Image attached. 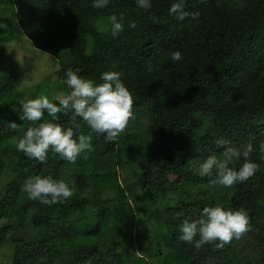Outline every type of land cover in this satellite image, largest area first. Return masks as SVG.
<instances>
[{
	"label": "trees",
	"instance_id": "obj_1",
	"mask_svg": "<svg viewBox=\"0 0 264 264\" xmlns=\"http://www.w3.org/2000/svg\"><path fill=\"white\" fill-rule=\"evenodd\" d=\"M177 2L151 0L143 10L136 0H110L102 9L92 0H0V183L7 178L0 249H12L11 264H264V0H183L184 20L169 12ZM113 14L124 17L116 38L108 20ZM23 36L35 50L58 56L57 88L48 79L17 89L3 56L5 45ZM176 51L179 61L171 59ZM69 68L97 83L104 72H120L133 117L107 142L81 118L76 129L72 113L57 114L56 122L76 135L90 134L93 148L75 163L50 148L42 163L16 149L35 126L20 119L21 104L66 95ZM51 119L45 112L43 121ZM219 138L229 143L218 146ZM249 143L259 169L247 181L224 187L196 174L209 155L224 159L227 148ZM49 174L65 179L73 196L51 206L28 199L26 180ZM136 188L141 200L132 196ZM105 191L114 198L104 199ZM216 205L244 210L248 231L223 247L213 241L197 249L179 240L185 220ZM153 212L157 219L150 220ZM24 231L28 238L18 236Z\"/></svg>",
	"mask_w": 264,
	"mask_h": 264
},
{
	"label": "clouds",
	"instance_id": "obj_2",
	"mask_svg": "<svg viewBox=\"0 0 264 264\" xmlns=\"http://www.w3.org/2000/svg\"><path fill=\"white\" fill-rule=\"evenodd\" d=\"M110 0H92L94 9L106 8ZM183 0L170 6L169 12L175 14L177 19L184 20L187 13L183 10ZM139 9L151 8V0H136ZM193 18L198 13L192 14ZM110 34L113 38L124 31V17L116 14L109 18ZM129 28L135 23L129 22ZM182 54L179 51L171 53L173 61H179ZM79 70L69 68L65 75V83L70 91L59 98L50 99L40 95L28 99L21 104L20 119L32 122L35 126L26 129L23 136L16 141L17 151L23 152L27 157L44 162L49 149H53L59 158L75 163L82 154L90 152L93 148L92 136L79 134L73 127H64L56 121L60 119L57 114L72 113L71 120L75 124L79 117L87 124L91 132L104 134L107 142H115L133 117V99L130 91L121 80L118 71H107L101 74V83L92 79H85L78 74ZM149 71L151 67L149 66ZM53 99H58L54 103ZM45 112L51 120L43 121ZM36 122H39L38 124ZM11 130L17 128L14 122H8ZM79 124H75L78 129ZM75 137V138H74ZM218 146H225L229 142L223 138L216 141ZM253 146L251 143L243 149L227 148L225 158L219 159L216 155H209L201 162L196 174L201 177H212L211 185L231 187L237 183L247 181L259 169V164L250 159ZM244 162L237 169L231 167L233 161ZM87 158L86 156L84 157ZM28 199L39 201L46 205H54L71 198L74 189L65 179H55L52 174L29 177L23 185ZM249 229V218L244 210L229 211L220 205L205 206L198 220H185L180 226L179 240L194 245L199 249L213 241H219L217 246L223 247L238 238Z\"/></svg>",
	"mask_w": 264,
	"mask_h": 264
},
{
	"label": "rangeland",
	"instance_id": "obj_3",
	"mask_svg": "<svg viewBox=\"0 0 264 264\" xmlns=\"http://www.w3.org/2000/svg\"><path fill=\"white\" fill-rule=\"evenodd\" d=\"M90 41V40H89ZM7 57L10 61L9 67L7 69L10 72H15L17 76L16 86L17 89L22 91L24 89L34 87L37 85H43L44 81L50 80L56 84V88L61 84L60 80L56 78L55 72L57 68L51 56L35 50L30 42L23 36L18 41H11L5 45V54L3 56ZM61 97L63 94H55V96ZM13 161H9L10 168L13 167ZM126 172V171H124ZM128 174V173H125ZM7 178L5 177L0 183V200L1 196L5 192ZM132 196L135 199L141 200V193L138 188L132 190ZM104 199L111 200L114 198L112 191H105L103 194ZM147 219H141L142 226L139 227L140 231L145 228ZM157 219V213L153 212L150 214V220ZM3 222H0V228ZM20 237L28 238L29 234L20 232L18 234ZM11 254L12 249L10 247H3L0 249V264H11Z\"/></svg>",
	"mask_w": 264,
	"mask_h": 264
}]
</instances>
